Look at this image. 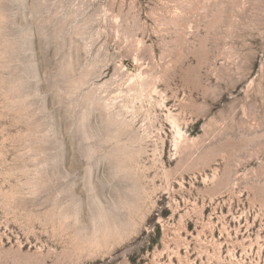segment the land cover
<instances>
[{
    "label": "rangeland",
    "instance_id": "1",
    "mask_svg": "<svg viewBox=\"0 0 264 264\" xmlns=\"http://www.w3.org/2000/svg\"><path fill=\"white\" fill-rule=\"evenodd\" d=\"M0 264H264V0H0Z\"/></svg>",
    "mask_w": 264,
    "mask_h": 264
}]
</instances>
